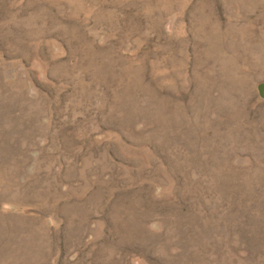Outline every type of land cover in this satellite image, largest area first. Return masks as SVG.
Returning <instances> with one entry per match:
<instances>
[{"label":"rangeland","instance_id":"rangeland-1","mask_svg":"<svg viewBox=\"0 0 264 264\" xmlns=\"http://www.w3.org/2000/svg\"><path fill=\"white\" fill-rule=\"evenodd\" d=\"M264 0H0V264H264Z\"/></svg>","mask_w":264,"mask_h":264},{"label":"water","instance_id":"water-1","mask_svg":"<svg viewBox=\"0 0 264 264\" xmlns=\"http://www.w3.org/2000/svg\"><path fill=\"white\" fill-rule=\"evenodd\" d=\"M259 95L264 98V82L258 84Z\"/></svg>","mask_w":264,"mask_h":264}]
</instances>
